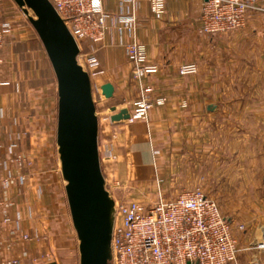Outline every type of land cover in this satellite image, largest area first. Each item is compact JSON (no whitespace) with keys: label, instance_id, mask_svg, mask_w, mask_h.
Returning a JSON list of instances; mask_svg holds the SVG:
<instances>
[{"label":"crops","instance_id":"crops-1","mask_svg":"<svg viewBox=\"0 0 264 264\" xmlns=\"http://www.w3.org/2000/svg\"><path fill=\"white\" fill-rule=\"evenodd\" d=\"M163 1L160 16L150 0L103 4L104 52L91 82L114 88L101 110L95 103L107 121L98 127L105 181L121 183V199L146 204L201 184L237 237L232 264H264V0H254L244 27L217 35L201 28L204 0ZM3 21L13 28L0 63V264H79L56 142V76L14 0H0ZM131 43L146 47L156 72L130 76ZM184 62L197 72L180 74ZM142 84L164 101L143 117L111 122L114 112L133 109Z\"/></svg>","mask_w":264,"mask_h":264},{"label":"built area","instance_id":"built-area-1","mask_svg":"<svg viewBox=\"0 0 264 264\" xmlns=\"http://www.w3.org/2000/svg\"><path fill=\"white\" fill-rule=\"evenodd\" d=\"M50 1L77 41L79 54H83L89 68L86 70L92 77L104 52L105 0ZM254 4V0H204L200 12L201 26L209 33L240 27L247 10L254 8ZM150 9L155 16L162 15L164 1L150 0ZM131 19H134L133 15ZM12 28L9 21L0 22V63L4 60L3 52ZM127 52L132 62L130 76L140 77L158 70V65L147 59L146 47L142 43L128 44ZM196 70L194 62L179 66L180 74ZM94 87L99 89V84ZM152 92L151 86L141 85V95L133 102V109L128 111V120L145 116L154 103L164 101L163 97L153 99ZM105 152L112 155L109 148ZM114 208L109 264H232L236 260L239 247L231 223L223 215L218 200L208 195L201 184L147 204L114 198ZM1 222L0 219V230ZM23 236L29 238L27 234ZM51 255L52 252H45L41 257L47 259ZM18 261L12 260L13 263ZM40 261L41 258L33 264ZM241 264L261 262L252 258Z\"/></svg>","mask_w":264,"mask_h":264},{"label":"water","instance_id":"water-1","mask_svg":"<svg viewBox=\"0 0 264 264\" xmlns=\"http://www.w3.org/2000/svg\"><path fill=\"white\" fill-rule=\"evenodd\" d=\"M14 1L27 14L57 80L56 142L78 238L79 264H109L114 199L101 170L99 120L91 77L78 61L77 41L50 0ZM99 89L105 98L111 97L114 90L110 82L101 84ZM128 116V110L121 108L109 120Z\"/></svg>","mask_w":264,"mask_h":264},{"label":"rangeland","instance_id":"rangeland-1","mask_svg":"<svg viewBox=\"0 0 264 264\" xmlns=\"http://www.w3.org/2000/svg\"><path fill=\"white\" fill-rule=\"evenodd\" d=\"M254 8H255V7H254ZM254 8H249V9L247 10V12H246V16H245V20H244V24H243L242 26H240V27L235 28V29L209 33V32L204 31L203 28H202V26H201V28H202V30H203L204 32H206V33H208V34H214V35L239 30V29H241L242 27H244V25L246 24L247 15H248V14L250 13V11L253 10ZM201 9H202V8H201ZM200 12H201V11H200ZM31 14H32V11H31ZM78 57H79V60H78V61L82 64L83 68H84L85 70H86V68L89 69L88 66H87V64H86V62H85V58H84L83 54H79ZM194 63H195V62H194ZM195 64H196V63H195ZM196 65H197V64H196ZM196 72H197V70H196ZM194 73H195V72H194ZM190 74H192V73H190ZM95 76H96V75H95ZM92 78H94V76H93ZM94 79H95V78H94ZM92 91H93V98H94V101H95V103L98 105V109L101 110V109H102V106H101V104H100V101H101V97H103V96H102V94L100 93V89H98V88L92 86ZM98 120H99V119H98ZM98 122L101 123L100 125H101L102 128H104V126H106V123H107V121H104V120H102V119H101V121L99 120ZM27 140H28V139H27ZM21 141H23V143L25 144L26 141H25V139H24V136H23V138H22ZM28 142H29V140H28ZM108 185H109V186H108L109 189L111 190V196H112L113 199L115 198L116 200H125V199H121L118 195H116V194L118 193L119 189H120L121 183H119V182H115V183H113V184H112V183H109ZM129 200H130V199H129ZM129 200H126V201H129ZM132 200H134V199H132ZM113 214L115 215V208H114V210H113ZM117 214H118V212H117ZM116 216H118V215H116ZM233 233H234V231H233ZM234 234H235V233H234ZM235 236H236V235H235Z\"/></svg>","mask_w":264,"mask_h":264},{"label":"bare ground","instance_id":"bare-ground-1","mask_svg":"<svg viewBox=\"0 0 264 264\" xmlns=\"http://www.w3.org/2000/svg\"><path fill=\"white\" fill-rule=\"evenodd\" d=\"M79 49H80V48H79ZM78 56H79V55H78ZM77 58H78V60H79V57H77ZM100 86H101V85H99V88H100ZM105 182H106V181H105ZM108 184H109V183L106 182V188H107V190H108V192H109V194H110V196H111V190L109 189V187H108L109 185H108Z\"/></svg>","mask_w":264,"mask_h":264}]
</instances>
